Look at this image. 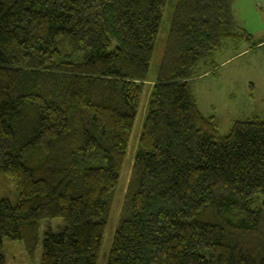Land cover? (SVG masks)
Returning a JSON list of instances; mask_svg holds the SVG:
<instances>
[{"label": "trees", "instance_id": "1", "mask_svg": "<svg viewBox=\"0 0 264 264\" xmlns=\"http://www.w3.org/2000/svg\"><path fill=\"white\" fill-rule=\"evenodd\" d=\"M175 2L149 79L167 0H0V175L18 191L0 199V264L3 239L33 259L55 219L39 264H97L151 82L105 264H264V115L221 135L188 83L252 37L234 0Z\"/></svg>", "mask_w": 264, "mask_h": 264}, {"label": "rangeland", "instance_id": "2", "mask_svg": "<svg viewBox=\"0 0 264 264\" xmlns=\"http://www.w3.org/2000/svg\"><path fill=\"white\" fill-rule=\"evenodd\" d=\"M175 1L167 0L162 11V26H160L156 40L149 79L159 71L158 67L169 34L170 19L173 15ZM233 5L238 24L250 34L252 41H244L238 44L237 47L229 46L217 56L215 69L200 67L195 69L188 79L199 112L204 117L215 118L218 132L221 135L227 134L235 122L246 120L252 114L264 115V0H234ZM152 87V82L144 85V93L138 107V116L131 134L132 138L129 141L113 199V206L97 254V264L107 262L106 259L111 250L113 237L122 217L121 212L129 184H131L135 155L143 127H145V119L148 116ZM1 198L10 200L12 205H15L18 201L17 189L7 177L2 175H0ZM42 224L34 258L30 259L27 256L21 241L3 239V264H39L44 232L49 230L56 234L63 226L61 219L45 221Z\"/></svg>", "mask_w": 264, "mask_h": 264}, {"label": "crops", "instance_id": "3", "mask_svg": "<svg viewBox=\"0 0 264 264\" xmlns=\"http://www.w3.org/2000/svg\"><path fill=\"white\" fill-rule=\"evenodd\" d=\"M233 13H234V10H233ZM236 20H237V19H236ZM230 47H232V45H231ZM233 47H234V46H233ZM220 54H221V53H220ZM240 54H241V53H240ZM238 55H239V54H238ZM236 56H237V55H236ZM252 115H253V114H252ZM252 115H251V116H252ZM251 116H250V117H251ZM250 117H249V118H250ZM247 119H248V118H247ZM247 119H246V120H247ZM246 120H243V121H246ZM238 122H241V121H238ZM235 123H236V122H235Z\"/></svg>", "mask_w": 264, "mask_h": 264}]
</instances>
